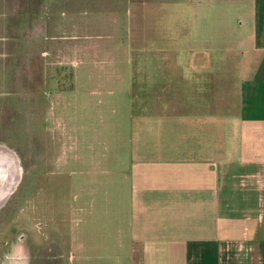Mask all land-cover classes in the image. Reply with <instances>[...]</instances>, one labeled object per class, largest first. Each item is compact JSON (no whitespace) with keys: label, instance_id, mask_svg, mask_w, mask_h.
<instances>
[{"label":"crops","instance_id":"crops-1","mask_svg":"<svg viewBox=\"0 0 264 264\" xmlns=\"http://www.w3.org/2000/svg\"><path fill=\"white\" fill-rule=\"evenodd\" d=\"M101 2L128 48L81 92L127 115L68 263L264 264V0Z\"/></svg>","mask_w":264,"mask_h":264},{"label":"rangeland","instance_id":"rangeland-1","mask_svg":"<svg viewBox=\"0 0 264 264\" xmlns=\"http://www.w3.org/2000/svg\"><path fill=\"white\" fill-rule=\"evenodd\" d=\"M101 3L0 0V163L8 178L0 185V264H69V239L90 215L80 212L86 185L111 181L100 170L116 152L112 122L127 112L81 88H112L128 31L101 29L117 18L103 15L110 9Z\"/></svg>","mask_w":264,"mask_h":264},{"label":"bare ground","instance_id":"bare-ground-1","mask_svg":"<svg viewBox=\"0 0 264 264\" xmlns=\"http://www.w3.org/2000/svg\"><path fill=\"white\" fill-rule=\"evenodd\" d=\"M3 153L2 152H0V160L2 159V157H3ZM5 166L2 164V163H0V185H2L1 187L3 188L4 186H6V183H7V180H8V178L5 176ZM8 185V184H7ZM1 197H0V202H1Z\"/></svg>","mask_w":264,"mask_h":264}]
</instances>
